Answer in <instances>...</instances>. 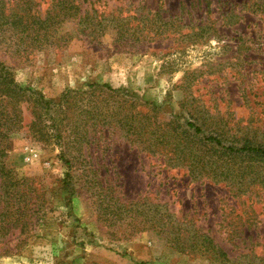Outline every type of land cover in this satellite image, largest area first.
I'll return each instance as SVG.
<instances>
[{"label":"rangeland","instance_id":"374dc122","mask_svg":"<svg viewBox=\"0 0 264 264\" xmlns=\"http://www.w3.org/2000/svg\"><path fill=\"white\" fill-rule=\"evenodd\" d=\"M59 1L30 0V15L53 17ZM3 2L10 13L28 7ZM74 3L92 18L88 30L68 20L40 44L5 27L0 62L47 100L94 83L119 92L71 98L51 116L28 94L12 100L18 119L0 141L9 177L6 196L0 180V264H217L166 244L150 227L160 211L209 236L228 264H264V188L192 182L114 125L131 117L172 133L191 122L224 145L264 147V0ZM239 165L264 175L253 159Z\"/></svg>","mask_w":264,"mask_h":264},{"label":"trees","instance_id":"16d2710c","mask_svg":"<svg viewBox=\"0 0 264 264\" xmlns=\"http://www.w3.org/2000/svg\"><path fill=\"white\" fill-rule=\"evenodd\" d=\"M22 1L26 2L28 7L20 10L19 13H10L3 0H0V29L5 27L12 29L13 34L20 43L34 40V42L46 44L54 34V26L68 20H77V25L83 29L82 32L88 30L89 25H93L91 23L92 18H89L86 14L80 15L74 0H60L59 5H64V7H61L53 17L47 16L43 20L36 15H30V0ZM89 32L86 35L94 33L93 30ZM39 36L42 40H39ZM96 91H105L113 96L119 92L107 84L94 83L84 85L83 90L67 91L60 96L58 101L47 100L41 93L22 89L17 85L10 69L0 62V141L7 138L16 125V119H18V114H16L18 109L14 105L13 99H21L28 94L36 99L43 110L44 116H51L62 109L69 99L79 98L88 93L91 95ZM91 103L92 101L88 100L87 104ZM91 106L90 109H93V105ZM60 114L61 117L58 118L61 124L66 117L64 109ZM102 115L107 120L110 114L108 110H104ZM90 119L94 120L92 117ZM57 120H54L53 128L58 130L61 129V125L57 127V125L59 126ZM131 121L133 122L131 117H123L122 121L116 119L114 125L127 136L137 138L142 151L149 155L164 157L168 163L166 160L165 162L170 164L169 166L172 168L184 169L192 182L208 180L215 184L225 183L229 187L238 188L240 193H244L249 187L255 185L264 188V175L257 174L256 170L251 172L253 168L250 166L242 167V165H239V162L253 159L256 168L264 169V147L224 145L218 136L205 135L197 125L191 122H187L185 125L178 124L172 129V133H168L153 130L149 126L137 127V125H131ZM207 153L213 154L209 157ZM214 154H217V156H213ZM211 157L216 158L212 160ZM234 166L237 167L234 168ZM8 179L5 167L0 163V180L1 185H3L2 192L4 196L7 195L9 189ZM172 218L173 216L166 211H160L154 225H150L172 249L178 253L202 258L211 263H229L226 254L213 243L209 236L199 229L189 227V230H183L181 226H178V223L175 224V221H172ZM14 226L15 223L7 228L11 229Z\"/></svg>","mask_w":264,"mask_h":264}]
</instances>
